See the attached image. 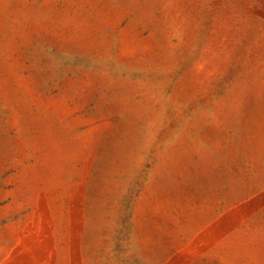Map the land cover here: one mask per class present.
<instances>
[{
  "label": "rangeland",
  "instance_id": "obj_1",
  "mask_svg": "<svg viewBox=\"0 0 264 264\" xmlns=\"http://www.w3.org/2000/svg\"><path fill=\"white\" fill-rule=\"evenodd\" d=\"M0 264H264V0H0Z\"/></svg>",
  "mask_w": 264,
  "mask_h": 264
}]
</instances>
